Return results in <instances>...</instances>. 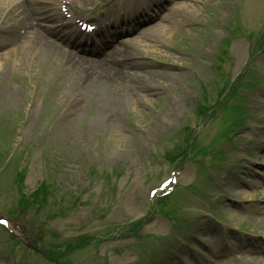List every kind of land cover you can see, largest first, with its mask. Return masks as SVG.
I'll return each instance as SVG.
<instances>
[{
    "label": "rangeland",
    "instance_id": "374dc122",
    "mask_svg": "<svg viewBox=\"0 0 264 264\" xmlns=\"http://www.w3.org/2000/svg\"><path fill=\"white\" fill-rule=\"evenodd\" d=\"M113 1L95 0L83 13ZM175 1L157 9L152 26H134L140 35L118 42L99 68L41 47L26 54V68V59L24 68L0 63V214L40 229L46 250L69 252L65 262L178 264L179 249L190 257L185 264H216L222 233L264 230V52L253 53L264 41V0ZM5 5L0 27L14 33L4 42L19 47L26 22L16 28L22 17L12 14L3 21ZM235 91L242 97L231 103L250 113L249 129L234 130L235 143L216 144L231 113L222 114V103L211 118L202 114ZM194 138L181 187L158 207L149 192L177 167L181 150L191 153ZM216 149L224 159H214ZM167 236L177 241L170 251ZM20 249L0 228V264H13L10 254ZM24 258L49 264L31 251ZM217 264H264V254Z\"/></svg>",
    "mask_w": 264,
    "mask_h": 264
},
{
    "label": "bare ground",
    "instance_id": "6f19581e",
    "mask_svg": "<svg viewBox=\"0 0 264 264\" xmlns=\"http://www.w3.org/2000/svg\"><path fill=\"white\" fill-rule=\"evenodd\" d=\"M9 1H11V0H0V9L2 8V5H4V4H6L4 9L5 10L6 9H9L10 8ZM25 12H26V9L23 7V5L21 3H17V5L15 4L14 8L10 11V14L14 13V14L20 15V14H25ZM36 33L37 32H33V35H36ZM45 40H46V42H48L47 39H45ZM47 44H50V42L47 43ZM34 48H35V46L30 45L25 40L17 49H14V50L8 52L6 55L0 56V63H2L3 64V67H5V68L8 67L9 63H10V65L16 64V66H18V68H24L26 54L27 53L29 54L30 53V50H33ZM16 54H18V56H19V58H18L17 61L13 60V56L16 55ZM83 60L88 61V63L87 62H85V63L87 65L89 64L90 66H93L95 68L96 67L98 68L99 65H100V62L93 63V62H90V60H87V59H84V58H83ZM26 67H27V59H26V66H25V68Z\"/></svg>",
    "mask_w": 264,
    "mask_h": 264
}]
</instances>
